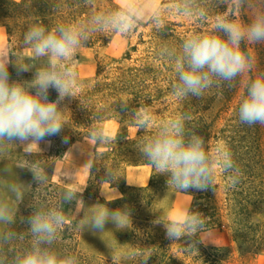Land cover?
I'll return each instance as SVG.
<instances>
[{
  "label": "clouds",
  "instance_id": "clouds-1",
  "mask_svg": "<svg viewBox=\"0 0 264 264\" xmlns=\"http://www.w3.org/2000/svg\"><path fill=\"white\" fill-rule=\"evenodd\" d=\"M247 3L248 0H230L228 11L214 17L209 7L198 0H173L168 5L166 11L173 15L201 27L210 24L207 30L195 31L185 37L179 49L164 46L160 50L161 57L174 64L177 79L171 91L177 99L190 96L199 99L214 85L226 82L231 87L237 77L254 71L256 60L242 45L264 43V9L255 10L251 19L243 23L235 17ZM144 23L151 24L157 31H163L166 26L159 7L129 4L109 12H94L84 23L59 22L50 27L42 23L31 24L23 35L21 48L31 50L40 58V67L25 62L17 53L0 52V151L18 145L30 156L31 148L40 149L41 142H50L47 138L59 135L65 127L67 110L61 107L62 103L66 99H78L75 91L77 74L71 67L75 53L96 33L127 36ZM10 64L16 68L17 76L35 68L33 78L13 80ZM50 90H55L56 99H49ZM122 106L127 107L126 104ZM145 111L142 108L134 112L138 130L152 127L151 118L142 114ZM190 120L191 116L183 113L162 121L137 146L141 159L157 174L167 177L168 188L179 192L214 191L218 170L226 173L235 186L239 181V169L230 150L223 146L209 148L203 136L187 128ZM238 121L248 126H264V72L249 79L246 93L238 105ZM90 139L96 143L107 142L102 131L96 128L90 132ZM64 142H67L66 137ZM16 167L28 169L37 187L48 183L49 174L38 163L25 160ZM105 168V177L99 183L110 185L116 199L122 198L111 186L121 176L111 168ZM0 172L10 175L12 169L6 164ZM55 172L56 168L53 174ZM64 179L69 184L75 182L74 176ZM25 186L30 185L21 181L5 184L8 195L0 198V225L16 223L17 209L12 200L23 202ZM85 188L67 187L55 205L30 204L31 213L21 219V223L27 225L29 243L10 259L3 254L4 249L24 236L7 228L0 230V264H79L75 254L55 246L68 224L65 205L72 206L76 216L80 217L75 225L78 231L103 233L108 223L117 230L127 227L126 220L131 221L132 215L127 205L116 209L99 202L86 206L82 197ZM100 195L107 200L102 188ZM151 223L164 230L166 239L172 242L184 240L192 248L202 243L197 237L205 231L207 222L202 213L189 207L175 217L157 215ZM133 259L136 264H150L151 254H133Z\"/></svg>",
  "mask_w": 264,
  "mask_h": 264
},
{
  "label": "rangeland",
  "instance_id": "rangeland-1",
  "mask_svg": "<svg viewBox=\"0 0 264 264\" xmlns=\"http://www.w3.org/2000/svg\"><path fill=\"white\" fill-rule=\"evenodd\" d=\"M63 1L50 2L47 20H53L52 24L60 21L84 23L94 12H109L122 4L146 5L161 9L166 26L169 23L174 25L172 29L175 30L176 37L173 40H165L151 24L144 23L127 36L96 33L75 53L71 67L77 74L75 91L78 99H66L61 105L67 108L64 113L63 131L57 136L47 138L50 142H41L40 149L31 148L30 156L18 145H10L0 151V170L6 164L12 169L10 175L0 172V198L8 195L6 183L21 181L30 185L24 188L23 202L12 200L13 207L17 209L16 223L0 225V230L7 228L22 233L24 238L13 241L4 249L3 254L10 259L15 252L28 245L30 236L27 225L21 223V219L31 213L30 204L54 205L45 194L54 191L60 198V194L67 187L86 186L82 194L86 206L97 202L107 203L110 209L127 205L132 215L131 221L126 220L125 229L117 230L112 223H108L106 231L93 234L75 228L80 217L76 216L72 206L65 205L68 224L60 233L55 246L61 251L67 250L75 254L79 264H136L133 254L141 253L142 248L146 250L144 253H150L151 258H154L149 243L167 244V256L176 264H264V245L244 251L232 243L229 234L216 230L202 234V243L189 248L184 240L172 242L166 239L164 230L151 223L157 215L163 218L177 216L190 207L191 197L175 188L162 186L161 181L166 176L157 174L148 164L142 165L147 162L141 159L137 146L143 143L162 121L181 115L185 111L189 112L188 114L199 112L210 119H217L219 128L237 123L233 107L224 109L223 101L214 95L215 85L199 99L191 96L184 100L177 99L171 91V86L177 79L174 64L160 55L162 47L179 49L185 37L195 31L207 30L210 24L201 27L184 17L169 13L166 9L173 0H93L85 9L73 10H67L62 5ZM257 9L264 7L260 5L249 11V20ZM236 18L240 20L239 16ZM27 22L25 19L4 18L0 14V52L17 53L25 62L40 67L42 60L31 50L21 48L23 35L30 26ZM247 45L251 47V55L256 60V68L253 71L255 76L258 72H264V43ZM127 53H130V60L125 59ZM143 64H146V69L141 72L139 70ZM9 72L13 80H31L35 68L17 76L16 68L10 64ZM244 80L243 86L248 80L247 73L244 74ZM239 92L241 94L242 89ZM156 93L159 95L158 101L148 107L141 104L139 109H135L133 101L136 97ZM56 97L55 90H50L49 99L54 100ZM79 99L86 108L80 104ZM124 104L127 107L122 106ZM142 108L146 109L142 114L151 118L152 127L148 130H138L136 126L134 112ZM93 128L102 131L107 138L106 143H96L90 139ZM262 153L264 158V143ZM25 160L36 162L47 171V184L37 187L28 169L16 167L17 163ZM105 167L111 168L121 176L111 186L118 190L122 198L116 199L110 185L99 183L105 177ZM55 168L56 172L53 174ZM66 176H74L75 182L66 183ZM151 182L155 185L148 192L145 191ZM34 187L37 189L32 193ZM100 188L107 194V200H115L105 201L100 195ZM145 201L149 205H145ZM253 222L264 226V207L253 217ZM134 226L146 227L149 237L134 236ZM72 235L75 240L71 239Z\"/></svg>",
  "mask_w": 264,
  "mask_h": 264
},
{
  "label": "trees",
  "instance_id": "trees-1",
  "mask_svg": "<svg viewBox=\"0 0 264 264\" xmlns=\"http://www.w3.org/2000/svg\"><path fill=\"white\" fill-rule=\"evenodd\" d=\"M50 2L51 0H21L18 2L0 0V14L4 18L25 19L28 21L27 25L42 23L50 27L54 25L51 23L53 20H47ZM91 2L93 0H64L62 5L67 10L85 9ZM198 2L206 4L214 17L228 11L230 0H225L223 3L219 0H198ZM260 5L264 7V0H248L246 6L239 13L240 20L247 23L249 21L248 12ZM173 26L169 23L163 31H157V33L165 40H173L176 37V32L172 29ZM242 47L251 54L250 46L245 44ZM125 59H131L130 53L126 54ZM145 69L146 64H143L139 71L143 72ZM101 71L102 69H100ZM131 72L134 73L133 70ZM247 74L248 80L244 86V75L237 77L231 87L226 82L215 85L214 95L223 101L224 109L229 110L233 107L237 122L235 125H225L219 128L217 119H210L199 112L189 114L191 120L187 122V128L203 136L209 148L223 146L230 150L239 169V181L235 186L230 183L226 173L218 170L214 191H191L188 193L191 197L190 208L202 213L207 222L205 231L200 233L197 238L200 239L202 234L211 231L226 232L231 236L232 243L244 251L264 245V226L253 222V217L264 207V158L262 153L264 128L262 125L248 126L238 121L239 102L246 93V85L249 79L254 77L253 72ZM240 89H242L241 94ZM158 96L156 93L155 95L136 97L137 99L133 101L135 109H139L141 104L144 107L150 106L154 101H158ZM184 113L189 112L185 111ZM166 179L167 177L161 181L162 186L166 185ZM153 183L151 182L145 191L148 192L149 189L153 188L155 185ZM36 189L34 187L32 193H35ZM45 196L52 200L54 205L58 203L59 197L56 192L51 191ZM144 204L149 205L146 201ZM132 233L136 237H149L146 227L134 226ZM71 239L75 240V236L72 235ZM149 247H152L151 252L154 254L150 264H176L171 257L167 256L169 251L167 244L149 243ZM140 251L144 253L146 250L142 248Z\"/></svg>",
  "mask_w": 264,
  "mask_h": 264
}]
</instances>
